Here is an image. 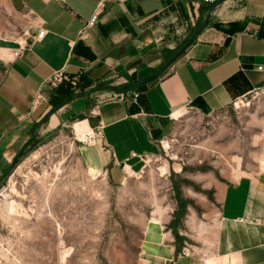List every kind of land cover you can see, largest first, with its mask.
Here are the masks:
<instances>
[{
    "label": "crops",
    "instance_id": "obj_1",
    "mask_svg": "<svg viewBox=\"0 0 264 264\" xmlns=\"http://www.w3.org/2000/svg\"><path fill=\"white\" fill-rule=\"evenodd\" d=\"M11 2L38 25L30 37L0 48V174L10 168L34 126L70 97L50 115L49 127L89 113L95 125L86 134L94 131L98 138L94 145L81 146L84 160L94 172L121 180L142 171L147 159L158 155L166 134L187 112L223 110L264 78L257 69L264 63V0L217 5L208 27L160 76L129 92L107 86H133L156 72L211 4ZM95 14L98 18L90 24ZM40 28L46 30L43 38L37 37ZM61 69L68 78L56 89L46 88L45 98L34 105L38 89ZM95 86L102 87L80 95ZM215 188L220 227L216 252L204 264H264V176L245 175L218 182ZM163 241L145 245L147 263L194 264L191 257L176 254L173 242Z\"/></svg>",
    "mask_w": 264,
    "mask_h": 264
},
{
    "label": "rangeland",
    "instance_id": "obj_2",
    "mask_svg": "<svg viewBox=\"0 0 264 264\" xmlns=\"http://www.w3.org/2000/svg\"><path fill=\"white\" fill-rule=\"evenodd\" d=\"M37 25L11 0H0V48L30 37ZM84 115L54 128L47 120L0 174V264H149L145 245L160 239L204 264L216 252L220 227L216 184L264 176V106L238 98L214 113L187 112L158 155L121 180L88 168L86 132L80 137L79 130L95 118Z\"/></svg>",
    "mask_w": 264,
    "mask_h": 264
},
{
    "label": "water",
    "instance_id": "obj_3",
    "mask_svg": "<svg viewBox=\"0 0 264 264\" xmlns=\"http://www.w3.org/2000/svg\"><path fill=\"white\" fill-rule=\"evenodd\" d=\"M225 0H218L216 3L214 4H211L210 8L208 9V12H207V15H206V19L203 23V25L201 27H199L197 30H195V32L190 36V38L187 40V42H185V44L179 48L164 64L163 68L157 72H154L152 74H149L148 76L142 78L141 80H139L136 84H134L133 86H126V87H123V86H107L109 87L110 89H113V90H117V91H121V92H129L131 90H134L136 89L137 87L147 83L148 81H150L151 79H154L158 76H160L162 74V72L164 71L165 68H168V66L174 62L177 57L186 49L188 48L192 43L193 41L196 39L197 36H199L201 34L202 31H204L208 25H209V22H210V17H211V14L214 10V8L221 4L222 2H224ZM102 86H95L94 88H92L89 92H86V93H81L80 95H84V94H91L93 91L95 90H98L99 88H101ZM73 99V97H70L68 98L65 102H62L60 105H58L56 108L52 109L46 116H44V118L38 122L34 128H33V131H32V134H31V137L29 138V140L25 143V146L20 150L19 154L20 155L24 150L25 148L31 144V142L34 140L35 136H36V132L38 130V128L43 125L44 123L47 122V120L49 119L50 115L53 114L54 112H56L59 108H61L63 105H65L67 102L71 101ZM17 155V157H18ZM17 157L15 156L12 164L10 167H12V165H14V162L16 161ZM9 170H7L5 172L8 173Z\"/></svg>",
    "mask_w": 264,
    "mask_h": 264
},
{
    "label": "built area",
    "instance_id": "obj_4",
    "mask_svg": "<svg viewBox=\"0 0 264 264\" xmlns=\"http://www.w3.org/2000/svg\"><path fill=\"white\" fill-rule=\"evenodd\" d=\"M125 1V0H120ZM185 1H198V0H185ZM208 4H214L218 0H204ZM98 18V15L95 14L90 21V24H94ZM46 34V30L44 28H40L37 37L43 38ZM257 69L262 71L264 73V63L259 64L257 66ZM68 78L67 73L64 69L55 71L48 80L38 89L37 94L34 98V105L39 104L44 98H45V90L46 88H49L50 90L58 88L66 79ZM137 96V95H136ZM242 99L244 101L249 102H258L259 104L264 106V78L262 80V84L251 91H249L247 94L242 96ZM98 138L97 133L94 131L92 133L86 134V142L89 145H94L96 143V140Z\"/></svg>",
    "mask_w": 264,
    "mask_h": 264
},
{
    "label": "bare ground",
    "instance_id": "obj_5",
    "mask_svg": "<svg viewBox=\"0 0 264 264\" xmlns=\"http://www.w3.org/2000/svg\"><path fill=\"white\" fill-rule=\"evenodd\" d=\"M86 130H87V128H81V129L79 130V135H80V137H81L82 135H84V133L86 132Z\"/></svg>",
    "mask_w": 264,
    "mask_h": 264
},
{
    "label": "trees",
    "instance_id": "obj_6",
    "mask_svg": "<svg viewBox=\"0 0 264 264\" xmlns=\"http://www.w3.org/2000/svg\"><path fill=\"white\" fill-rule=\"evenodd\" d=\"M206 9H208V8H206ZM171 64H172V63H171ZM171 64H170V65H171ZM170 65H169V66H170ZM80 117L85 118V115H84V114H81Z\"/></svg>",
    "mask_w": 264,
    "mask_h": 264
}]
</instances>
